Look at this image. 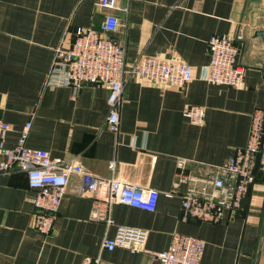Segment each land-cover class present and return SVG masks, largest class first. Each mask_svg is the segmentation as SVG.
<instances>
[{"label": "crops", "instance_id": "0c3cea01", "mask_svg": "<svg viewBox=\"0 0 264 264\" xmlns=\"http://www.w3.org/2000/svg\"><path fill=\"white\" fill-rule=\"evenodd\" d=\"M98 0H0V119L10 126L12 148L24 126L26 146L51 158L76 157L93 176L116 177L154 189L153 212L123 204L111 208L113 224L90 217L92 200L82 197L83 179L71 176L48 236L32 227L34 191L26 174L0 176V264H157L152 252L168 248L178 232L205 244L201 264H264V173L235 213L219 223L180 219L178 195L167 196L177 164L188 172L219 166L246 145L255 109L264 107V0H117L119 10H100ZM111 14L124 25L112 38L125 45V68L139 56L179 58L192 68L181 88L127 82L117 133L106 127L107 89L83 84L47 87L54 50L68 46L78 28L99 31ZM241 33L240 88L202 79L212 35ZM204 110L203 122L184 117L189 106ZM114 161L113 171L108 162ZM147 232L145 249L101 248L116 227Z\"/></svg>", "mask_w": 264, "mask_h": 264}, {"label": "built area", "instance_id": "2783aa9c", "mask_svg": "<svg viewBox=\"0 0 264 264\" xmlns=\"http://www.w3.org/2000/svg\"><path fill=\"white\" fill-rule=\"evenodd\" d=\"M117 0H98L100 10H119ZM124 25L119 18L108 14L100 30L78 28L72 32L73 41L63 42L54 50L52 62L45 77L47 87L69 86L78 90L83 84L103 86L107 89L106 127L113 133L119 128V109L124 87L130 80L148 84L181 88L192 79V68L179 58L163 59L141 55L125 68V45L111 37ZM243 36L212 35L208 41L209 62L203 68L202 79L232 88L244 82V68L239 63V44ZM190 122L201 124L204 110L192 105L183 112ZM30 123L22 129L17 143L5 147L10 126L0 119V176L19 170L26 174L27 185L34 191L32 227L48 236L65 194L71 176L83 179L78 193L92 200L90 217L102 221L106 227L113 224L111 208L123 204L153 212L158 192L151 188L125 183L116 177L103 178L90 174L76 157L51 158L46 150L26 146ZM115 162H108L113 171ZM264 172V107L255 109L246 145L219 166H204L197 172H188L181 161L177 164L176 180L167 196L178 195L181 203L180 219L219 223L226 214L235 213L255 183L256 172ZM147 232L138 228L117 226L112 239L104 238L101 248H124L131 253H149L145 249ZM205 244L202 240L178 232L171 234L166 250L152 252L157 264H201ZM96 264H107L95 258ZM84 262L83 264H87Z\"/></svg>", "mask_w": 264, "mask_h": 264}, {"label": "trees", "instance_id": "16d2710c", "mask_svg": "<svg viewBox=\"0 0 264 264\" xmlns=\"http://www.w3.org/2000/svg\"><path fill=\"white\" fill-rule=\"evenodd\" d=\"M258 172H259V171L256 172V176H257V173H258ZM260 172H261V171H260ZM263 173H264V172H263Z\"/></svg>", "mask_w": 264, "mask_h": 264}, {"label": "water", "instance_id": "95a60500", "mask_svg": "<svg viewBox=\"0 0 264 264\" xmlns=\"http://www.w3.org/2000/svg\"><path fill=\"white\" fill-rule=\"evenodd\" d=\"M261 36H262V37H264V35H263V34H261Z\"/></svg>", "mask_w": 264, "mask_h": 264}]
</instances>
